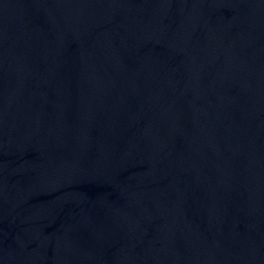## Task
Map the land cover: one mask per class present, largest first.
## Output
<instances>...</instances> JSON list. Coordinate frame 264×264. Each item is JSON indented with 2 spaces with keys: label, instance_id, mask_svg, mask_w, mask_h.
Here are the masks:
<instances>
[{
  "label": "water",
  "instance_id": "water-1",
  "mask_svg": "<svg viewBox=\"0 0 264 264\" xmlns=\"http://www.w3.org/2000/svg\"><path fill=\"white\" fill-rule=\"evenodd\" d=\"M0 264H264V0H0Z\"/></svg>",
  "mask_w": 264,
  "mask_h": 264
}]
</instances>
